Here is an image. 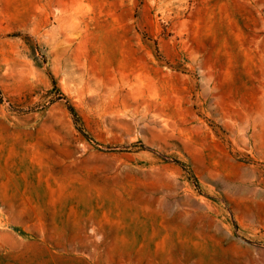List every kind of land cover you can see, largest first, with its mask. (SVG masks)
Masks as SVG:
<instances>
[{"label":"rangeland","instance_id":"obj_1","mask_svg":"<svg viewBox=\"0 0 264 264\" xmlns=\"http://www.w3.org/2000/svg\"><path fill=\"white\" fill-rule=\"evenodd\" d=\"M0 264H264V0H0Z\"/></svg>","mask_w":264,"mask_h":264}]
</instances>
